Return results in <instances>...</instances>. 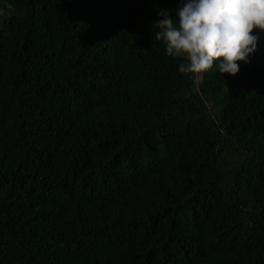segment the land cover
<instances>
[{
    "label": "trees",
    "instance_id": "trees-1",
    "mask_svg": "<svg viewBox=\"0 0 264 264\" xmlns=\"http://www.w3.org/2000/svg\"><path fill=\"white\" fill-rule=\"evenodd\" d=\"M180 0H0V264H264V32L179 72Z\"/></svg>",
    "mask_w": 264,
    "mask_h": 264
},
{
    "label": "clouds",
    "instance_id": "clouds-1",
    "mask_svg": "<svg viewBox=\"0 0 264 264\" xmlns=\"http://www.w3.org/2000/svg\"><path fill=\"white\" fill-rule=\"evenodd\" d=\"M175 12L173 19L160 10L155 38L168 56L184 59L179 72L194 77L214 66L221 75H237L257 50V30L264 32V0H180Z\"/></svg>",
    "mask_w": 264,
    "mask_h": 264
},
{
    "label": "rangeland",
    "instance_id": "rangeland-1",
    "mask_svg": "<svg viewBox=\"0 0 264 264\" xmlns=\"http://www.w3.org/2000/svg\"><path fill=\"white\" fill-rule=\"evenodd\" d=\"M2 13L0 12V15H1ZM256 33H259V31L257 30V32Z\"/></svg>",
    "mask_w": 264,
    "mask_h": 264
}]
</instances>
